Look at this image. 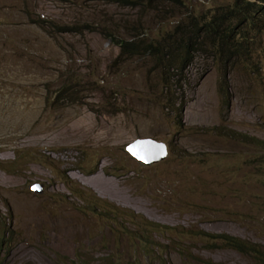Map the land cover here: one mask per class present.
Returning a JSON list of instances; mask_svg holds the SVG:
<instances>
[{
  "label": "rangeland",
  "instance_id": "obj_1",
  "mask_svg": "<svg viewBox=\"0 0 264 264\" xmlns=\"http://www.w3.org/2000/svg\"><path fill=\"white\" fill-rule=\"evenodd\" d=\"M233 1L185 0L196 12ZM132 13L115 3L0 0V221L8 240L1 264H72L77 256L90 264L106 256L133 264L247 261L189 233L200 231L264 245V143L249 142L264 141L261 49L252 67L235 64L227 106L214 64L196 55L184 72L177 125L158 103L160 84L149 62L109 72L119 47L100 28L48 33L32 20L74 26ZM81 78L102 88L77 101L60 91ZM110 88L121 92L116 112L104 104ZM146 137L165 142L167 157L134 158L127 145ZM93 195L176 229L138 225L132 232L130 223L121 229L118 218L93 210Z\"/></svg>",
  "mask_w": 264,
  "mask_h": 264
},
{
  "label": "trees",
  "instance_id": "obj_2",
  "mask_svg": "<svg viewBox=\"0 0 264 264\" xmlns=\"http://www.w3.org/2000/svg\"><path fill=\"white\" fill-rule=\"evenodd\" d=\"M69 1H81L86 5L91 2L115 3L135 10V13L127 14L118 20L101 16L97 21L92 20L80 25L76 23L74 26L58 25L51 20L31 18L48 33H51V30L59 33H81L84 30L100 28L99 31L119 47L118 55L107 66L109 72L120 71L123 66L134 60L143 59L149 62V72L156 73L160 84V92L156 96L158 103L177 125L181 124L184 103L182 93V84L185 82L184 72L196 55L207 57L214 64L218 77L219 100L222 106H227L229 102L227 81L235 64L240 60L246 64V67H252L259 52L262 51L264 54V0H234L212 10L200 12L191 8V11H187L189 8L185 0ZM64 84L60 87V91L70 98L76 97L74 101L80 100L79 98L92 89L102 88L97 86V81H89L86 78L72 79ZM57 91L59 92V88ZM119 93L121 92L110 88V95L105 99L104 104L109 105L114 112L122 109L115 103V96ZM249 142L256 145L264 143L254 138L249 139ZM88 202L94 206L93 210L97 209L100 213L105 211L108 215L118 218L116 222L119 223L120 228H126L130 223L132 232L138 231L139 228H134L138 225L142 226V231L176 229L167 225L160 226L159 223H153L141 214L129 212L94 195L90 196ZM189 233L201 239L205 237L208 241H219L221 246L237 251L247 258L243 264H264V245L258 242L228 233L211 234L204 231ZM5 234V222L0 221V264L3 257L1 251L8 241ZM135 234L137 236L138 233ZM199 260L201 264H222L208 258ZM71 263L90 264L81 256H77ZM100 264L133 263L129 261L115 263L106 256ZM158 264L163 263L158 262Z\"/></svg>",
  "mask_w": 264,
  "mask_h": 264
},
{
  "label": "water",
  "instance_id": "obj_3",
  "mask_svg": "<svg viewBox=\"0 0 264 264\" xmlns=\"http://www.w3.org/2000/svg\"><path fill=\"white\" fill-rule=\"evenodd\" d=\"M126 148L136 159L145 163L158 161L168 155L165 142L152 137L138 138L129 143ZM32 189L39 190V187L35 185Z\"/></svg>",
  "mask_w": 264,
  "mask_h": 264
},
{
  "label": "clouds",
  "instance_id": "obj_4",
  "mask_svg": "<svg viewBox=\"0 0 264 264\" xmlns=\"http://www.w3.org/2000/svg\"><path fill=\"white\" fill-rule=\"evenodd\" d=\"M138 139V138H137ZM133 156V155H132ZM134 157V156H133ZM135 158V157H134ZM138 160V159H137ZM139 161V160H138ZM140 162H142V161H140ZM119 227H121V226H119ZM122 229V228H121Z\"/></svg>",
  "mask_w": 264,
  "mask_h": 264
}]
</instances>
